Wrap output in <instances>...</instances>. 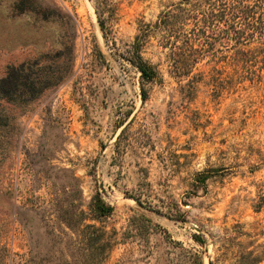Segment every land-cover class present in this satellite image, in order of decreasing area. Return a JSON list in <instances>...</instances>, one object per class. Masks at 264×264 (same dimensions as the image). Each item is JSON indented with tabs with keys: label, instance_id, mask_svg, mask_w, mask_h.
I'll return each instance as SVG.
<instances>
[{
	"label": "rangeland",
	"instance_id": "374dc122",
	"mask_svg": "<svg viewBox=\"0 0 264 264\" xmlns=\"http://www.w3.org/2000/svg\"><path fill=\"white\" fill-rule=\"evenodd\" d=\"M101 2L0 0V78L42 87L0 98V264H264V62L177 68L179 0Z\"/></svg>",
	"mask_w": 264,
	"mask_h": 264
},
{
	"label": "trees",
	"instance_id": "16d2710c",
	"mask_svg": "<svg viewBox=\"0 0 264 264\" xmlns=\"http://www.w3.org/2000/svg\"><path fill=\"white\" fill-rule=\"evenodd\" d=\"M100 24L102 27L101 21ZM155 27L163 31V38L173 47L176 44L172 42V37L184 42L187 58L174 59L177 68H191L206 53L214 56L221 47L232 48L230 57L237 69H251L255 62H264V0H179L174 9L159 15ZM147 31L146 26L135 36L127 58L140 71V78L145 82L156 76L154 68L140 55L141 37ZM25 71L23 66H19L5 72L0 78V98L7 100L12 92H19L31 99L37 96L42 87L39 88L37 82L29 79ZM145 98L143 91L141 99L144 101ZM207 171L197 174L198 182L208 177ZM136 201L140 202L138 198ZM92 210L96 218H101L110 212L111 207L95 198ZM143 219L150 225L148 219ZM194 237L201 241L199 236ZM191 264L201 262L193 259Z\"/></svg>",
	"mask_w": 264,
	"mask_h": 264
}]
</instances>
